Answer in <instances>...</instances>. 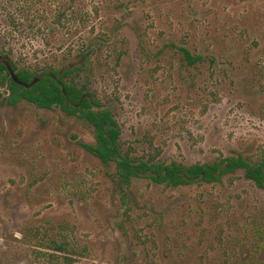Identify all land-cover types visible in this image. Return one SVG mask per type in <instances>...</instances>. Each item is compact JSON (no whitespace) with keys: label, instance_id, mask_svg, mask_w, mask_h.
<instances>
[{"label":"rangeland","instance_id":"obj_1","mask_svg":"<svg viewBox=\"0 0 264 264\" xmlns=\"http://www.w3.org/2000/svg\"><path fill=\"white\" fill-rule=\"evenodd\" d=\"M0 52L10 76L86 56L76 80L130 157L264 155V0H0ZM7 83L0 73V264H264V187L243 170L124 187L83 147L95 143L86 120L8 105Z\"/></svg>","mask_w":264,"mask_h":264},{"label":"trees","instance_id":"obj_2","mask_svg":"<svg viewBox=\"0 0 264 264\" xmlns=\"http://www.w3.org/2000/svg\"><path fill=\"white\" fill-rule=\"evenodd\" d=\"M182 51L189 64L201 60L200 56L193 57L186 49ZM83 58L79 66L63 69L50 67L40 75L35 70L17 68L13 65L12 72L19 82L30 85L38 78L28 88L15 82L6 65L0 63V73L8 79L5 102L15 106L20 101L26 100L40 108L59 107L67 115L79 116L86 120L93 127L95 143L94 145L84 144L83 147L104 164L114 162L118 181L124 187H127L133 178L139 177H146L156 184L167 187L190 185L196 181L215 183L223 176L237 170H243L245 177L256 186L264 187V155L256 162H250L238 156L219 159L212 164H196L192 167L176 162L166 164L150 159L143 161L124 154L119 144L120 129L111 113L101 110L99 103L88 92L87 86L76 80L79 73L86 68V56ZM55 247L56 250H62L61 245Z\"/></svg>","mask_w":264,"mask_h":264},{"label":"water","instance_id":"obj_3","mask_svg":"<svg viewBox=\"0 0 264 264\" xmlns=\"http://www.w3.org/2000/svg\"><path fill=\"white\" fill-rule=\"evenodd\" d=\"M11 76H12V79H13L15 82L22 84V85L25 86L26 88L32 86V84H34V83L36 82V81H34L32 84L28 85V84H24V83L19 82V81L17 80V78L15 77V74H14L13 72H11Z\"/></svg>","mask_w":264,"mask_h":264},{"label":"flooded vegetation","instance_id":"obj_4","mask_svg":"<svg viewBox=\"0 0 264 264\" xmlns=\"http://www.w3.org/2000/svg\"><path fill=\"white\" fill-rule=\"evenodd\" d=\"M1 57V56H0ZM4 64V63H3ZM5 65V64H4ZM7 67V66H6ZM8 68V67H7Z\"/></svg>","mask_w":264,"mask_h":264}]
</instances>
